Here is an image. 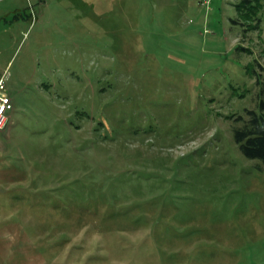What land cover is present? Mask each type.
<instances>
[{
  "label": "rangeland",
  "instance_id": "1",
  "mask_svg": "<svg viewBox=\"0 0 264 264\" xmlns=\"http://www.w3.org/2000/svg\"><path fill=\"white\" fill-rule=\"evenodd\" d=\"M237 1L0 0V264H264V169L233 139L264 0L257 28Z\"/></svg>",
  "mask_w": 264,
  "mask_h": 264
},
{
  "label": "trees",
  "instance_id": "2",
  "mask_svg": "<svg viewBox=\"0 0 264 264\" xmlns=\"http://www.w3.org/2000/svg\"><path fill=\"white\" fill-rule=\"evenodd\" d=\"M262 0H238L236 10L245 20H253L252 28H257L259 18H253L262 5ZM232 22L237 23L236 19ZM245 24L244 22H240ZM247 29V28H245ZM248 118L243 120L238 116L237 120H243V125L233 129V139L241 153L249 159H259L264 169V99L260 100L259 108L245 109Z\"/></svg>",
  "mask_w": 264,
  "mask_h": 264
},
{
  "label": "built area",
  "instance_id": "3",
  "mask_svg": "<svg viewBox=\"0 0 264 264\" xmlns=\"http://www.w3.org/2000/svg\"><path fill=\"white\" fill-rule=\"evenodd\" d=\"M12 107L13 103L10 95L6 91L4 76L0 75V129L6 126Z\"/></svg>",
  "mask_w": 264,
  "mask_h": 264
},
{
  "label": "crops",
  "instance_id": "4",
  "mask_svg": "<svg viewBox=\"0 0 264 264\" xmlns=\"http://www.w3.org/2000/svg\"><path fill=\"white\" fill-rule=\"evenodd\" d=\"M11 100L13 101V97H11ZM12 103H14V102H12ZM12 109H13V107H12ZM12 109L9 112L8 121H7L6 126L4 128H2V129H0V134L3 133V132H6L7 136H8V133L10 132V118L12 116ZM0 159H1V139H0ZM0 172H1V164H0Z\"/></svg>",
  "mask_w": 264,
  "mask_h": 264
}]
</instances>
